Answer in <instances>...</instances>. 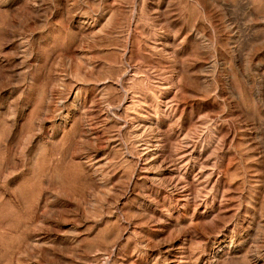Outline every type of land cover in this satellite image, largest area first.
<instances>
[{
	"label": "rangeland",
	"instance_id": "obj_1",
	"mask_svg": "<svg viewBox=\"0 0 264 264\" xmlns=\"http://www.w3.org/2000/svg\"><path fill=\"white\" fill-rule=\"evenodd\" d=\"M0 264H264V0H0Z\"/></svg>",
	"mask_w": 264,
	"mask_h": 264
},
{
	"label": "bare ground",
	"instance_id": "obj_2",
	"mask_svg": "<svg viewBox=\"0 0 264 264\" xmlns=\"http://www.w3.org/2000/svg\"><path fill=\"white\" fill-rule=\"evenodd\" d=\"M145 121V120H144ZM138 126V125H137Z\"/></svg>",
	"mask_w": 264,
	"mask_h": 264
}]
</instances>
